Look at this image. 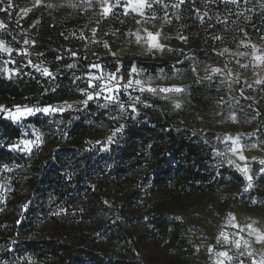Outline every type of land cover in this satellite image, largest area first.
Instances as JSON below:
<instances>
[{
  "label": "rangeland",
  "instance_id": "rangeland-1",
  "mask_svg": "<svg viewBox=\"0 0 264 264\" xmlns=\"http://www.w3.org/2000/svg\"><path fill=\"white\" fill-rule=\"evenodd\" d=\"M0 1L2 10L7 12V21L0 20V25H3L0 27V43L12 50L11 53L0 50V69L6 67L16 70L17 74L12 75L11 79L31 78L37 83L46 79L47 84H59L61 81L57 75L63 76L70 72L73 84L77 82L84 85L79 88L81 92L82 89L92 91L88 89L89 75L107 76L116 73L121 86L119 101L125 105V110L121 112L118 104L101 107L105 104L103 99L92 100L97 110L89 112V116L91 120H98H95V128L86 140L87 148L107 150L120 133L112 143L107 142L108 137L126 121H151L152 125L164 123L166 127L182 126L211 149L213 177L223 167H231L241 175L242 182L231 185L221 182L215 192L209 190L206 183L191 187L172 183V189L159 188L149 194L151 206L139 202L135 210L130 209L126 214L129 220L127 218L124 222L129 229L123 235H130V244L139 248L145 264H215L217 260H224L225 264H241V261L251 264L253 258L260 260L264 256V242L256 243L255 236L248 235L247 227L251 225L264 233V200L248 195L250 189L245 191L247 181L239 171L249 169V175L253 178L251 189L264 183V174L260 173V169L264 168L260 163L264 160V62L254 58L264 56V0H236L224 7L217 6L213 16L200 17L198 23L193 22L190 14L183 13L184 2L180 3V0H149L152 6L144 9L143 16L131 11L125 15L127 0H120V6L114 7L107 17L103 15L105 0H40L39 4L36 0ZM107 4L114 5L116 0H107ZM30 14H34V18L27 22ZM147 32H160L158 40L164 46L162 51H149L143 39L137 42L136 34L143 37ZM189 33L194 36L191 40ZM208 51L218 55L219 62H206ZM63 57H71L72 60L59 63ZM140 61L161 66L153 73L141 67L138 64ZM51 65L56 72L51 71ZM93 65H99L100 69L97 70ZM35 66L47 68L51 75L44 76ZM133 67L137 72L130 76ZM213 68L220 71L213 73ZM84 69L87 72L81 74ZM73 73H76L75 76ZM0 74L9 78L2 71ZM130 78L144 81L146 87H180L184 91L178 94H153L129 88L125 92L122 86ZM195 83L205 91L204 101L208 104L205 109L196 108L190 100L191 86L195 87ZM129 97L140 98L141 102L135 105L138 115L130 111L132 101ZM155 99L161 104L154 105ZM177 103L180 104L179 108L175 107ZM67 104L72 105V108L64 112H82L85 108L80 101L69 100L51 106L59 108ZM18 105L28 106L26 101H22L4 108L15 111ZM62 113H37L13 122L6 118L4 112H0V118L22 128V137L14 144L22 139L35 140L34 132L40 135L42 142L43 134L25 121L37 115L52 117ZM232 138H239L243 146L235 154L231 151ZM38 146H33L31 152ZM241 155L245 159L241 160ZM24 172L7 166L0 168L1 219H21L26 204L33 197L26 188H22L19 195L11 200V181L16 176L23 181L26 178ZM141 176L142 173H138L132 178L140 183ZM160 194L164 195L163 200L170 202L161 206L162 211L169 217L176 216L183 220V229L162 234L141 218L149 208L156 209L153 202ZM144 200L143 197L141 201ZM10 202L15 206H10ZM53 202L48 201L47 215L53 214ZM67 216L63 214L62 217ZM229 217L235 218L232 223L239 228L232 227ZM49 226H37L31 233L20 235L0 225V264H42L31 256L20 254L8 241L25 239L31 235L39 237L41 229ZM240 228L244 231L240 232ZM221 233L228 236V241ZM175 234L178 236L173 238ZM241 237L248 241L249 249L244 248L243 242L240 249L235 247L233 241ZM183 238L186 240L182 241ZM104 246L108 249L111 245L106 243ZM247 251H252L253 256H247ZM219 252H227L233 259L228 261L219 257Z\"/></svg>",
  "mask_w": 264,
  "mask_h": 264
},
{
  "label": "trees",
  "instance_id": "trees-1",
  "mask_svg": "<svg viewBox=\"0 0 264 264\" xmlns=\"http://www.w3.org/2000/svg\"><path fill=\"white\" fill-rule=\"evenodd\" d=\"M229 3L227 0L217 3L215 0H184L182 7L183 13L190 14L193 22L198 23L200 17L213 16L217 6ZM33 18L34 14H30L26 21ZM0 20L7 21L1 1ZM188 37L194 38L192 33ZM208 52L206 62H219L218 55ZM70 58L63 57L58 62H69ZM138 64L153 73L161 66L144 61ZM50 68L56 72L53 65ZM86 72L84 69L81 74ZM69 74L57 75L59 84H47L46 79L40 83L31 78L9 79L0 74V105L10 108L26 101L28 106L44 107L67 100L81 101L84 97L79 88L84 85L73 84ZM195 84L191 86L190 100L196 108L205 109L208 107L204 101L205 91ZM154 102V105L161 104L158 100ZM96 110V103L90 101L82 112L29 117L25 123L38 129L43 140L28 154L10 150V146L22 137V128L0 118V168L7 166L26 171L23 181L17 176L12 179L11 200L22 188L33 196L25 203L21 219L0 218V225L20 235L31 233L37 226L50 225L41 229L39 237L31 235L8 241L20 254L31 256L42 264H145L139 248L130 244V235H123L129 229L124 222L130 209L135 210L139 202L151 206L149 194L159 188L172 189V183L189 187L206 183L209 190L215 192L221 182L231 185L243 180L231 167L221 168L213 177L211 149L182 126L126 121L124 130L107 150L89 149L85 143L98 120L92 121L89 112ZM138 173H142L140 183L134 178ZM248 192L250 197L264 200V183ZM162 196L160 194L153 202L156 209L149 208L141 218L162 234L183 229V220L169 217L162 211L161 206L170 203ZM143 197L146 201H141ZM52 200L51 206L55 209L52 215H47L46 206ZM9 205L15 206L12 202ZM63 214L68 216L62 217ZM106 243L111 245L108 249L104 246Z\"/></svg>",
  "mask_w": 264,
  "mask_h": 264
},
{
  "label": "snow or ice",
  "instance_id": "snow-or-ice-1",
  "mask_svg": "<svg viewBox=\"0 0 264 264\" xmlns=\"http://www.w3.org/2000/svg\"><path fill=\"white\" fill-rule=\"evenodd\" d=\"M184 0H180V3H183ZM227 2L235 3L236 0H227ZM36 3L39 4L40 0H36ZM11 6V3H10ZM120 6V0H116V4L109 6L107 4V0H105V4L103 6V15L107 17L111 12L114 7ZM151 3H149V0H127L126 4L124 5V14L127 15L129 11L136 15L143 16L144 15V9L146 7H151ZM178 5H174V7H177ZM140 21H137L139 23ZM0 27H3V25H0ZM160 37V32L152 33V32H147L145 36H140L138 33L136 34V40L139 42L141 39L145 40V42L148 45L149 51L155 49V50H160L162 51L164 46L159 43L158 38ZM183 39V37H181ZM27 43V41H25ZM107 47V45H105ZM253 49L255 52V46L253 45ZM0 50L4 52L11 53V49L7 48L3 45V43H0ZM74 55V54H73ZM243 55V54H241ZM257 61L264 62V56H255L254 57ZM37 71H40L44 76H50L51 73L47 68H40L38 66H35ZM69 67H72V65H69ZM92 67L96 68L97 70L100 69L99 65H93ZM243 67V65H242ZM0 71L4 72L9 76V78L12 75H16V70H9L8 68H2ZM119 69H117V72ZM195 71V69H193ZM220 70L217 68H213L212 72L217 73ZM137 72L136 68L133 67L132 71L130 73V76L132 74H135ZM257 83H260V81H257ZM123 90L126 92L129 88H132L134 90H139L141 93L147 91L150 93H181L184 91V89L180 87H162L159 89L152 88L150 86L146 87L145 82L141 81L139 79L133 80L129 79L127 84H124ZM88 89H92V91H86V90H81V95L85 97L83 100L80 101L81 104L84 105V107H87L89 102L96 99H103L105 101V104L101 105V107H108L109 104H118L119 109L121 112L125 110V105L123 103H120L119 101V95L118 93L121 91V86L119 85V79L116 75V73H110L107 76H94V75H89V81H88ZM129 100L132 101L130 107V111L136 115H138L137 108L135 107L136 104L140 103V98L139 97H129ZM146 107H150L151 105H145ZM176 108L180 107V104L177 103L175 105ZM72 105L67 104L64 106H61L59 108L53 107L51 105L49 106H44V107H39V106H16L15 111L11 110H6L4 106L0 105V112H4L6 118L11 119L13 122H18L22 118H25L27 116H32L37 113H43L44 115H50L54 114L56 112H64L67 109H71ZM132 119H135V116L131 117ZM115 119V117H113ZM234 119V117H233ZM124 125L121 124L118 128H115L114 131L112 132V135L108 137V143H112L117 136L118 133H121L124 130ZM35 136V140L31 139H22L20 140L17 144H14L11 146L10 150H19V151H25V152H31L33 146H38L39 143L41 142V137L37 133H33ZM232 143V148L231 151L235 154L236 152L240 151L242 149V145L240 143L239 138H232L231 140ZM255 147V145H253ZM241 160L245 159L243 155L239 157ZM231 163V161H229ZM260 163L264 165V160H261ZM244 174V179L247 181V186L245 188V191L251 189L253 187L252 184V176L249 175V169L248 168H243L239 169ZM260 173L264 174V168L260 169ZM234 217H229V223L232 224V227L239 228L238 225L235 223H232L234 221ZM249 229L248 235H254L255 236V241L256 243H262L264 242V233L259 232L257 229H254L251 225L247 226ZM240 232H243L244 229L240 228ZM221 236L225 239V241H228V236L225 235L224 233H221ZM241 242H243V246L245 249H249L250 245L247 240H243L241 237L240 239H237L233 241L235 247L237 249L241 248ZM209 251L211 252L212 249L210 248ZM243 255L244 253H240ZM219 257H224L226 260L231 261L233 259L232 256H230L227 252H219L217 253ZM247 256L252 257L253 253L252 251H247ZM215 264H225L224 260H217ZM241 264H243V261H241ZM251 264H264V256L261 257L260 260L252 259Z\"/></svg>",
  "mask_w": 264,
  "mask_h": 264
}]
</instances>
